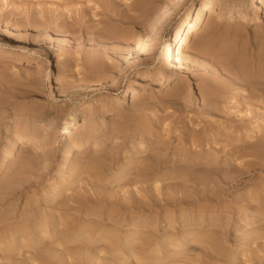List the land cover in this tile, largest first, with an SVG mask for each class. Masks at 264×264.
<instances>
[{"label":"rangeland","instance_id":"obj_1","mask_svg":"<svg viewBox=\"0 0 264 264\" xmlns=\"http://www.w3.org/2000/svg\"><path fill=\"white\" fill-rule=\"evenodd\" d=\"M148 2L166 10L172 0ZM198 3L185 0L156 33L155 26L132 24L133 0H0V223L15 228L25 220L32 234L5 250L12 264H264V165L245 172L226 165L232 144L264 137V105L246 104L249 83L242 77L257 55L254 38H264V0L257 15L255 6L245 8L243 23L214 18L212 30L206 16L183 66L169 65L166 44L188 6ZM131 56L143 59L129 67ZM147 70L155 76H143ZM162 75L171 80L159 87ZM92 99L90 117L84 106ZM206 110L215 113L208 117ZM83 114L89 121L74 132H87L84 143L66 158L70 139L37 120L62 125ZM145 141L153 144L144 156L128 153ZM24 157L29 167L20 165ZM244 160L230 161L236 167ZM93 191L99 199H89ZM253 213L257 221L244 223ZM131 220L139 221L135 229ZM44 222L33 239L32 227ZM257 224L259 233L244 240ZM133 230L136 237L126 241ZM189 231L203 241L182 242Z\"/></svg>","mask_w":264,"mask_h":264},{"label":"bare ground","instance_id":"obj_2","mask_svg":"<svg viewBox=\"0 0 264 264\" xmlns=\"http://www.w3.org/2000/svg\"><path fill=\"white\" fill-rule=\"evenodd\" d=\"M133 1H134L135 5L137 6V8H136V14L131 17V22H133L132 24H134L136 27H139L140 29H142L144 26L146 27V29H153L155 26L156 31H157V32L155 31L156 33H158L159 30L164 29V25L167 24L171 15L176 10H180L179 8H181V5L185 2V0H172V2L168 6L166 5L168 7L166 10H163V9L161 10L160 4H157L155 6L154 5L149 6V2L147 4L144 3L145 0L144 1L143 0H133ZM209 1L210 0H199V3L194 5V7H193V5L190 4L188 6L184 16L182 17L181 21H179V23H177V25L175 26V28L173 30L174 31L173 36H172L173 38L170 39L169 42H167L166 50L163 53V60L166 61V63H168L169 65L178 64L179 67L183 66L185 48L190 43V41L192 40V38L194 36L199 35V31L201 30V27L203 26V23L205 21L206 16H208V21H207L206 26L208 28L210 26V29L213 30L215 25H216L214 18L215 19L216 18H226L228 21L239 19L240 21L242 20V23H243V22L248 20L249 15L244 10L246 7H249V6H250V8H253L255 6L256 7L255 8L256 9V15L258 14L257 5L259 3V0H216L215 4H210ZM261 1H263V0H261ZM117 11H119V10L117 9ZM207 13H208V15H207ZM129 21H126V23H128ZM250 43H251V41H250ZM253 43L255 44L254 49H255V52L257 51V55L253 56L254 57L253 63H251L252 60L250 59V63L252 65L250 64L251 66L249 69L246 67L244 70V74L242 75L243 79L247 80L249 83L248 86L246 85L247 86L246 87L247 95L245 96L247 99L246 104H257L258 103V104L264 105V54L262 52V50L264 49V38L257 36L254 38ZM242 52H244V51H241V53ZM255 52H254V54H255ZM241 53H240V55H241ZM235 54H237V53L235 52ZM175 56H176V58H175ZM142 59L143 58L138 57V56H137V59L135 56H131L130 58H128L126 60V65H129V67H135L138 65L137 62L140 60L142 61ZM248 61H249V59H248ZM50 64L52 65V61H50ZM142 74H143V76L148 77V78H152L155 76V72H153L151 70L144 71V72H142ZM170 80H171V77L169 75L160 76V83L161 84L159 87L165 86L167 83H169ZM138 97H139V93L137 92L136 89L130 92V99L132 101L136 100ZM242 98L244 99V97H242ZM94 102H95L94 99H92L88 102H85L86 106H84V108H89L87 110L90 111V114H89L90 117L94 115L93 112H91L92 105L94 104ZM257 106H259V105H257ZM209 109H211V108L209 107ZM249 110H251V109H249ZM214 113L215 112L213 110H206L202 114L205 116H208V117L209 116L212 117L214 115ZM248 114H250V112ZM90 117L83 114L81 119H79V117L77 115H72L67 120H65L62 125H59V123H57L56 121L45 117L44 119L39 118L37 120V123H39V126H42L44 128H49V127L60 128V130L58 131L59 132V138L61 140L64 139L65 141L70 139V144H69V148H68L67 153H66V158L72 159L73 156L76 154L77 149L80 148L82 146V144L84 143L83 140L87 134V132H85V133L77 132V134H76L74 132V131H76L75 130L76 125L79 121L82 122L83 126L87 125ZM139 132L140 133L138 134V136L141 139L145 134L144 129H140ZM74 133L76 134V136L73 137ZM220 135H221L220 133L216 132L214 136L218 137ZM262 136H264V134H262ZM20 137H21L20 139L25 138L24 135H20ZM210 137H212V136L209 135L208 138H210ZM252 137H254V136H252ZM199 138H200L199 139V142H200L205 137L201 136ZM150 144H153V142L152 143H150L148 141L140 142L138 144V146H136L135 148L130 150V152H128V153H132L131 151H133V152L135 151L136 153H140L139 157H142L145 155L144 152L149 150L148 146ZM187 153H188L187 150H184V149L179 150V155L186 156ZM11 154H12L11 151H8L5 154V158H8ZM135 156H136V154H135ZM229 156L232 157L231 159H229V162H227V164H226L227 166H229V167H227L229 169V171H236V172L244 171L245 172L244 169H246V168L249 169L250 167H253L254 165H264V137H262L260 139H256L255 141H250V140L246 139V140H241V143H239V144H232V148L230 149ZM255 156L257 158H260L261 161L258 162L256 160H253L252 158H254ZM172 157L174 158L175 154ZM244 157H245V160H244V162H242L241 166H236V167L232 166L230 160H235V158L239 159V158H244ZM197 158H199V156H197ZM207 158L208 157H204L201 160H203V162H205V163L210 162L211 159H207ZM257 158H255V159H257ZM136 160H138V158ZM30 161H29V157L22 159L23 163L22 164L20 163V165H23L24 167L25 166L29 167L28 165H29ZM132 163H134V161L126 163L123 168H125V169L129 168V166ZM69 164H71V162ZM80 168H82V167H80ZM80 168L77 169L75 172L73 170L72 174L69 176V179H65V181L61 182V184H59L57 189L54 190V193L60 194L61 188L66 186V183H68L70 181V179H72V176L74 174H77L80 172ZM214 169H215V167L213 165L212 166L209 165V169H206V170L210 172V171H214ZM121 171L122 170H120V172ZM152 178H154V177H152ZM159 181H161V179H158L155 176L154 184L156 185V187H158L157 185H159ZM9 182H10V180L8 181V183ZM9 184L11 185V182ZM10 185L8 186L6 183L5 188H7V190H10V188H11ZM14 187L16 188V186H13V188ZM94 187H95V185H94ZM13 191H14V189H13ZM6 192H8V191H6ZM93 192L94 193L91 194L89 199L90 200L99 199L97 192H95V191H93ZM71 193L73 195H75V197H73V198H75V201H77L79 203H84V202H81V199H80L81 197H79L77 194H74L73 192H71ZM71 193H70L69 197H71ZM99 193H100V191H99ZM114 193H116V192H114ZM109 194L111 195L112 191ZM54 197H55V195L53 196V199H54ZM71 199H72V197H71ZM100 200H102V199H100ZM125 212L127 213L128 210H126ZM257 216H258L257 213H253L249 216H244L242 219L244 220V223L252 224L254 221H257L256 220ZM24 221L22 220L15 228L13 226L12 227L8 226L6 224L7 222L3 223L4 220L0 223V250H2V246L5 245V248L3 249L4 255L2 254L4 262L0 263V264H12L13 263V258H12L13 255H10V253H6L5 250H9V245H10V248L15 246L17 243L18 237L23 236V237L31 238L30 235H32V234L26 232L27 228L24 224L25 223ZM258 221H259V219H258ZM46 222H44L45 223L44 226L41 224H35L32 227V229L34 230L33 239L37 238L40 235L39 233H41V230H40L41 228L47 227ZM129 223H131L130 225H132V228L135 229L136 224L139 223V221L138 220H131ZM258 226L259 225L257 224L256 226L251 228V230H248L247 233H245V235L243 236V239L249 240V239H252L254 236H256L259 233L258 229H260V228H257ZM243 232H244V230H243ZM103 233L105 235L109 234L108 231L103 232ZM137 233H138V230H133L132 233H127L126 237H125L126 241H130V240L134 239V237H136ZM190 237L196 241H201V240L203 241V238H204L203 235H195V233H193L192 231H189L182 238V242L186 243L187 241L190 240ZM1 260H2V258L0 259V261Z\"/></svg>","mask_w":264,"mask_h":264}]
</instances>
